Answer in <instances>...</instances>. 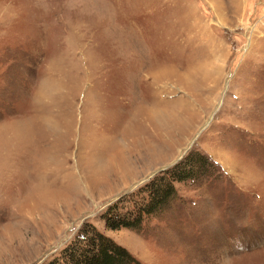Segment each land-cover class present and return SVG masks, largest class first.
Here are the masks:
<instances>
[{"label":"rangeland","instance_id":"rangeland-1","mask_svg":"<svg viewBox=\"0 0 264 264\" xmlns=\"http://www.w3.org/2000/svg\"><path fill=\"white\" fill-rule=\"evenodd\" d=\"M0 12V264H50L85 224L140 264H264V0ZM192 152L213 169L140 229L105 228Z\"/></svg>","mask_w":264,"mask_h":264},{"label":"trees","instance_id":"trees-1","mask_svg":"<svg viewBox=\"0 0 264 264\" xmlns=\"http://www.w3.org/2000/svg\"><path fill=\"white\" fill-rule=\"evenodd\" d=\"M213 169L208 159L197 152L183 158L176 168L152 180L140 192L142 203L135 201L132 209L122 206L123 200L109 206L102 215L108 230H138L144 218L168 208L176 196L175 183L197 179ZM211 174V175H210ZM212 176V171L208 174ZM50 264H140L124 247L97 227L85 224L78 230L69 245Z\"/></svg>","mask_w":264,"mask_h":264},{"label":"bare ground","instance_id":"bare-ground-1","mask_svg":"<svg viewBox=\"0 0 264 264\" xmlns=\"http://www.w3.org/2000/svg\"><path fill=\"white\" fill-rule=\"evenodd\" d=\"M154 112H155V113H153V115H152L153 119L159 121V124H162V123H160V120H158L159 118H161L160 113H158V112H156V111H154ZM167 123H168V122H167ZM167 123H166V124H167ZM169 130H170V129H169Z\"/></svg>","mask_w":264,"mask_h":264},{"label":"clouds","instance_id":"clouds-1","mask_svg":"<svg viewBox=\"0 0 264 264\" xmlns=\"http://www.w3.org/2000/svg\"><path fill=\"white\" fill-rule=\"evenodd\" d=\"M3 16V13L2 12H0V17H2Z\"/></svg>","mask_w":264,"mask_h":264},{"label":"water","instance_id":"water-1","mask_svg":"<svg viewBox=\"0 0 264 264\" xmlns=\"http://www.w3.org/2000/svg\"><path fill=\"white\" fill-rule=\"evenodd\" d=\"M191 144H193V142Z\"/></svg>","mask_w":264,"mask_h":264}]
</instances>
